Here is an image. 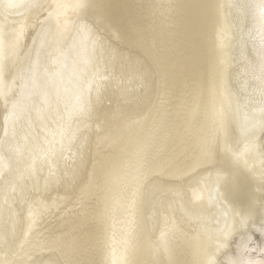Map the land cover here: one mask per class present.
Wrapping results in <instances>:
<instances>
[{"label":"bare ground","instance_id":"obj_1","mask_svg":"<svg viewBox=\"0 0 264 264\" xmlns=\"http://www.w3.org/2000/svg\"><path fill=\"white\" fill-rule=\"evenodd\" d=\"M0 38V262L264 261V0H0Z\"/></svg>","mask_w":264,"mask_h":264},{"label":"snow or ice","instance_id":"obj_2","mask_svg":"<svg viewBox=\"0 0 264 264\" xmlns=\"http://www.w3.org/2000/svg\"><path fill=\"white\" fill-rule=\"evenodd\" d=\"M37 8L39 7H42L43 5H41L40 3L37 2V4L35 5ZM57 9L61 8L62 5H56ZM78 7H83V5H78ZM53 15V13H49V17H51ZM64 27L67 26V23L65 22L64 25H62ZM82 27H86V26H82ZM22 34V29L15 33L14 34V38L10 44V48L12 50L15 49V47L18 45L19 43V39H20V35ZM43 36H47V32L45 33H42ZM117 37H118V33H116ZM101 47L103 48L104 45L101 44ZM4 58H5V42L3 40V38H0V77H2V73H3V70H4ZM28 59L30 60L31 59V54L29 53L28 55ZM37 59H39V53H37ZM3 84V80L2 78H0V85ZM2 94V93H0ZM16 115H17V106L14 105L13 106V110L12 112L9 114L8 117H6V120L7 119H15L16 118ZM79 116L81 117L82 119V122L84 123V132H80L79 134V137L80 138H83L85 140V143H86V136H85V133L87 132V129L89 127L87 121L91 119V111L89 110V107H88V102H84L82 104V106L80 107L79 109ZM251 147V146H250ZM202 148L203 149H207L208 148V144L207 142H205L203 145H202ZM38 211L36 210H32L29 212V217H30V220H31V223L29 225V232L31 233L32 230L34 229L36 223H37V220H36V216L38 215ZM245 219L246 218H241V223L243 224L245 222ZM260 231L261 232H264V224H262L260 226ZM27 239H31V237H27ZM42 246V243L39 239L36 240L35 242V247H41ZM0 264H7V262H0ZM12 264H36L35 261H13ZM69 264H71V262H69ZM201 264H217V261H215L214 259H212L211 257L207 260V261H202ZM227 264H245L244 261H232V260H229L227 262ZM246 264H253L252 261H247ZM260 264H264V261L260 262Z\"/></svg>","mask_w":264,"mask_h":264}]
</instances>
